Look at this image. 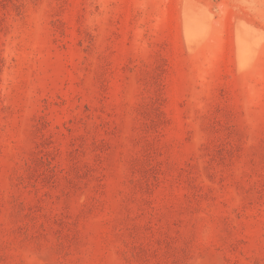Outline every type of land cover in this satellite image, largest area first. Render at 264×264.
Returning <instances> with one entry per match:
<instances>
[{
	"label": "rangeland",
	"instance_id": "rangeland-1",
	"mask_svg": "<svg viewBox=\"0 0 264 264\" xmlns=\"http://www.w3.org/2000/svg\"><path fill=\"white\" fill-rule=\"evenodd\" d=\"M0 264H264V0H0Z\"/></svg>",
	"mask_w": 264,
	"mask_h": 264
}]
</instances>
